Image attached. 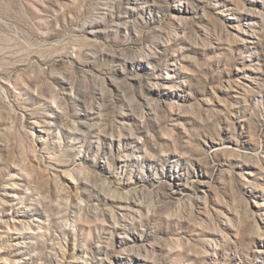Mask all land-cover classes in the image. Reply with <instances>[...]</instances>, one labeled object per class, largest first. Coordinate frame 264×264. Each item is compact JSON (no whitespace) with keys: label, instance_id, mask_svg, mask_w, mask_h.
I'll list each match as a JSON object with an SVG mask.
<instances>
[{"label":"rangeland","instance_id":"obj_1","mask_svg":"<svg viewBox=\"0 0 264 264\" xmlns=\"http://www.w3.org/2000/svg\"><path fill=\"white\" fill-rule=\"evenodd\" d=\"M0 264H264V0H0Z\"/></svg>","mask_w":264,"mask_h":264}]
</instances>
